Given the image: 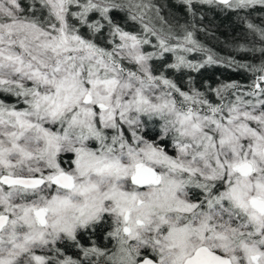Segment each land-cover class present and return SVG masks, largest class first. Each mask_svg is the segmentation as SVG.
<instances>
[{
  "label": "snow or ice",
  "instance_id": "snow-or-ice-1",
  "mask_svg": "<svg viewBox=\"0 0 264 264\" xmlns=\"http://www.w3.org/2000/svg\"><path fill=\"white\" fill-rule=\"evenodd\" d=\"M0 264H264V0H0Z\"/></svg>",
  "mask_w": 264,
  "mask_h": 264
},
{
  "label": "trees",
  "instance_id": "trees-1",
  "mask_svg": "<svg viewBox=\"0 0 264 264\" xmlns=\"http://www.w3.org/2000/svg\"><path fill=\"white\" fill-rule=\"evenodd\" d=\"M177 15L182 16V12H177ZM204 15L207 17V20H210L212 23L209 25L210 31L214 33V35H205L200 34L198 39L201 42L205 43L207 46L213 48L216 52L221 55L227 54V46H226V38H230L231 35L234 34V18L230 15H224L223 13H219L216 11H206ZM221 69L209 70L206 73V76H210L215 72V74H219ZM225 75H231L234 79H242L241 76L236 74H231L225 72Z\"/></svg>",
  "mask_w": 264,
  "mask_h": 264
}]
</instances>
